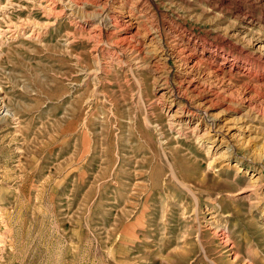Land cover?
Returning <instances> with one entry per match:
<instances>
[{"label":"rangeland","instance_id":"1","mask_svg":"<svg viewBox=\"0 0 264 264\" xmlns=\"http://www.w3.org/2000/svg\"><path fill=\"white\" fill-rule=\"evenodd\" d=\"M76 2L47 0L44 13L11 1L1 24L38 21L0 40V264H264V52L236 34L248 17L264 43V0ZM120 14L154 37L135 67L105 29ZM188 39L245 72L225 77L240 134L209 168L156 100L153 63L173 87L171 52Z\"/></svg>","mask_w":264,"mask_h":264},{"label":"bare ground","instance_id":"2","mask_svg":"<svg viewBox=\"0 0 264 264\" xmlns=\"http://www.w3.org/2000/svg\"><path fill=\"white\" fill-rule=\"evenodd\" d=\"M11 1H17L18 4L20 2H23L24 4L26 3L27 6L31 5V6H34L35 8L37 7V9H40L42 12L46 13V1L47 0H4L3 1L5 3L4 5L2 4L3 3L2 0H0V40L6 35V32H10L11 36L12 35L15 36V35L21 34V32L23 31L22 30L23 26L24 27L26 26L27 29H29V28L34 29L35 27H37L36 25H38V24H36L38 21L37 22H31L32 20H28L27 24H26V22L23 21V23L25 25H23V23H21L23 26L18 24V22H14V23H11L10 26L6 25L5 26L6 28L3 29L1 24L2 23L8 24L5 22V18H4L7 15L4 16V14L6 13L8 6H11V5L7 6V4H9ZM53 2L61 4L62 6L70 8L71 10L78 9V7H79L77 5L76 0H53ZM84 6H85V4H84ZM47 10L49 11L50 9H47ZM60 11H61V9H60ZM67 15H68V13H67ZM73 15H75V14H73ZM78 15H79V13H78ZM236 17H238V16H236ZM253 22H255V21H253ZM85 24L83 21L81 27L85 26ZM239 25H240V27L236 30L237 36L242 35V37H243V36L247 35V37H248L247 41H248V43L252 42V48L256 49L257 53H259V54L264 52V43H258V41L252 40L250 35L247 34V32L250 30V28L253 27L252 20L248 17H243L240 20ZM97 27H98V25H97ZM105 29L107 30V33L109 32V36H110V37H108L109 39L110 38L116 39L117 37H119V40H118L119 46L130 48L131 52L134 53L133 58L129 59L131 62V66H133V65H134V67H135V65L137 66V64L140 61L142 63L141 58H139L141 55H143V54H141V52H143L144 50H147L149 46L151 47V44L153 43L152 41H153L154 37H153V35L151 36V35H146L144 33H141L142 29H140L139 22L137 21V19H134V16L132 17L131 14H126V15L120 14L119 16L116 15L114 18V23L112 25H109V26L105 25ZM144 29L145 28H143V30ZM36 31H37V29H34V32H36ZM245 31H247V32H245ZM6 36H8V35H6ZM232 36H235V35H232ZM156 41H157V39H156ZM134 42H135V45H140L141 48L136 49L135 46L130 45V43L132 44ZM159 42L160 41H158V43ZM174 43L175 42H173V44ZM248 43L246 42V44H248ZM128 45L131 47H128ZM153 50H154V48H153ZM148 52H149V50H148ZM111 53H112V51H111ZM152 53H154V51ZM0 54H1V52H0ZM116 55H118V54L116 53ZM129 55H131V54H129ZM153 56H154V54H153ZM129 57L130 56H128V58ZM171 57L174 59V62L177 66L176 68L178 69L176 74H175V84L173 85V87H170L167 85L168 79L165 80L166 78L163 77L161 75V73H158V70L157 71L155 70L157 65H156V63H153V67L155 68L153 70L155 73V79H157L156 82H157V84H159L158 85V96H157L156 100H157V102L161 108L162 113L164 114V116L166 118L165 122H166V125H167V127L171 133L177 134L178 136H181V137L186 138L188 140H193L200 147L206 148L207 159H210V162L207 165V168H209L211 166V164L216 162V160H218L219 158H223L221 156L224 154V150H222V148L224 147V143L228 139H231V138L238 135L235 133L240 134V132H238V131L240 130V127H241V124H239L240 123L239 121L241 119L236 118L235 115H234V117L236 119H234V118L228 119L227 118L229 116V114H232V113H229L230 112L229 110L231 108L229 109V107H228L229 105L226 102L224 93H226L229 90V85H228L229 81L225 80V77H228L226 75L227 74L229 75L232 72H234L236 74L237 73H240V74L245 73L244 69L242 68L241 65H234L233 63L231 64L226 58H224L222 55H220L219 52H213L212 53L208 49H206L202 46H199L194 42H191L190 39L182 40L179 43L178 49L176 51L171 52ZM154 58L156 59L155 62L160 60V58L157 59V56ZM131 59L135 60V61H132ZM210 60H211V62H213L215 64V67L208 65L207 61H210ZM123 63H126V62H123ZM140 68H142V67H140ZM145 68H147V67H145ZM208 77L214 79V80H212L213 85L206 82V81H209ZM231 77H232V75H231ZM245 78H247V77H245ZM241 85H243V84H241ZM240 88H242V87H240ZM259 89H261V88H259ZM231 90H232V88H231ZM234 90H235V88H234ZM239 90L242 91L240 94L245 96V99H243V100H245L244 105L242 106L243 110L248 111V110L253 109L254 105L251 102H252V98H254L253 95L257 94L255 88L249 87L247 84L246 87L239 89ZM257 105H259V104H257ZM0 111H1V113H8L7 109H5L4 104L1 102V99H0ZM262 117H263V115H262ZM244 118H246V116ZM248 125H247V127L242 126V128H244V130H247L249 127ZM235 127H237V128H235ZM215 231H217V230H215ZM216 235L218 236L220 244H222L224 246L229 245L226 230H220L219 232H216Z\"/></svg>","mask_w":264,"mask_h":264}]
</instances>
